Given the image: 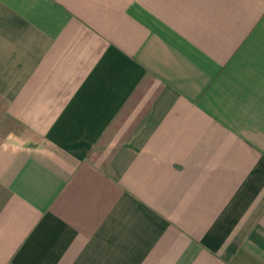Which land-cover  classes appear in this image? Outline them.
<instances>
[{
  "label": "crops",
  "instance_id": "0c3cea01",
  "mask_svg": "<svg viewBox=\"0 0 264 264\" xmlns=\"http://www.w3.org/2000/svg\"><path fill=\"white\" fill-rule=\"evenodd\" d=\"M0 264H264V0H0Z\"/></svg>",
  "mask_w": 264,
  "mask_h": 264
},
{
  "label": "rangeland",
  "instance_id": "374dc122",
  "mask_svg": "<svg viewBox=\"0 0 264 264\" xmlns=\"http://www.w3.org/2000/svg\"><path fill=\"white\" fill-rule=\"evenodd\" d=\"M3 106L0 102V138L6 135V133L10 132V130H15L18 128V123L13 121L11 118H5L2 116L3 114Z\"/></svg>",
  "mask_w": 264,
  "mask_h": 264
}]
</instances>
